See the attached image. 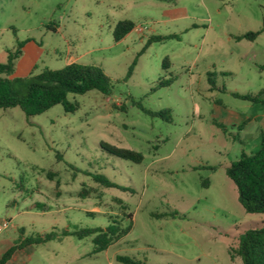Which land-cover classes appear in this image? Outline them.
Wrapping results in <instances>:
<instances>
[{
    "label": "rangeland",
    "instance_id": "obj_1",
    "mask_svg": "<svg viewBox=\"0 0 264 264\" xmlns=\"http://www.w3.org/2000/svg\"><path fill=\"white\" fill-rule=\"evenodd\" d=\"M263 2L0 0V63L27 39L39 51L20 77L76 62L100 68L112 85L110 95L69 93L72 112L61 104L31 116L0 108L1 246L59 236L7 264H123L117 255L144 264H243L230 248L264 226V213L245 212L226 168L241 149L259 147L264 70L255 63L264 64V31L254 41L234 36L261 29ZM123 20L135 28L115 41ZM150 35L175 37L148 43ZM24 85H16L20 94ZM261 90L256 102L234 95ZM243 116L242 130L232 125ZM103 142L143 158L118 157ZM96 173L118 187L102 186ZM112 221L130 229L99 253L92 236L63 234Z\"/></svg>",
    "mask_w": 264,
    "mask_h": 264
},
{
    "label": "trees",
    "instance_id": "obj_2",
    "mask_svg": "<svg viewBox=\"0 0 264 264\" xmlns=\"http://www.w3.org/2000/svg\"><path fill=\"white\" fill-rule=\"evenodd\" d=\"M263 21L260 30L247 31L234 36L235 39L253 41L261 31H264V2ZM135 28L130 20L116 23L113 30V39L119 41L128 32ZM175 35H150L148 43L159 42L173 38ZM24 41H18L16 47L8 50L7 60L0 63V108L19 107L25 115L39 114L55 104H61L65 111L72 112L77 108V103L69 102V93L83 94L89 90H97L103 95H110L112 85L110 78L98 67L71 62L59 69L44 67L39 73L29 77H14L9 75L14 70L15 60L21 54ZM145 48V47H144ZM169 64L164 58L162 67ZM259 70H264V64L255 63ZM25 82L24 94H20L16 85ZM263 94V90L255 94H237L236 97L256 102ZM132 103H136L132 101ZM139 106V104H137ZM142 109V108H141ZM148 114H154L142 109ZM102 147L109 153L134 162L142 160L140 152L128 148L117 147L112 144L102 143ZM51 175V174H50ZM226 175L234 183L239 202L247 213H264V130L260 131L259 147L255 151H242L237 159L233 160L226 168ZM93 179L104 187H118L102 174H93ZM207 184V181L204 182ZM39 205V204H34ZM131 218V214H127ZM130 229V225L121 228L112 221L104 227L80 228L73 231H64L63 234H71L78 238L92 236L93 252L105 251L112 243L124 236ZM59 237L53 232L29 235L17 239L0 254V264H7L17 250L27 246L43 243L47 240ZM231 255L240 256L243 264H264V226L251 228L238 237L235 247L230 248ZM116 260L123 264H144L140 260H134L128 256L117 255Z\"/></svg>",
    "mask_w": 264,
    "mask_h": 264
},
{
    "label": "crops",
    "instance_id": "obj_3",
    "mask_svg": "<svg viewBox=\"0 0 264 264\" xmlns=\"http://www.w3.org/2000/svg\"><path fill=\"white\" fill-rule=\"evenodd\" d=\"M38 51H39V47L36 43H34V41H29V40L25 39L23 42V45L21 47V54L18 57L19 59L17 61H15L14 70L9 75V77H14V76L20 77L22 75H26L29 72V70L31 69L34 62L36 61L37 56H38V54H37ZM263 103H264V99H263ZM240 117H241L240 114L239 115L235 114L236 119L240 120ZM242 118H244V116ZM245 119L246 118H244L242 121H239V122L233 121L231 123H232V125H236L239 128L242 127L241 128V130H242L244 128L243 125L246 123V121H244ZM250 119H252V117H250L249 120ZM263 126H264V118H263ZM261 130H264V128H262ZM242 151H243V149H241L239 152L241 153ZM240 153H239V155H240ZM2 243L3 242L0 243V254L12 245V242L5 241L6 245H5V247H3V245L1 246ZM26 249H27V247L20 249V250L22 251V250H26ZM20 250H17L14 253L13 257L9 260V262H12L15 259H17V255L20 253Z\"/></svg>",
    "mask_w": 264,
    "mask_h": 264
},
{
    "label": "built area",
    "instance_id": "obj_4",
    "mask_svg": "<svg viewBox=\"0 0 264 264\" xmlns=\"http://www.w3.org/2000/svg\"><path fill=\"white\" fill-rule=\"evenodd\" d=\"M4 225H6V224H4ZM0 229H1V227H0Z\"/></svg>",
    "mask_w": 264,
    "mask_h": 264
}]
</instances>
